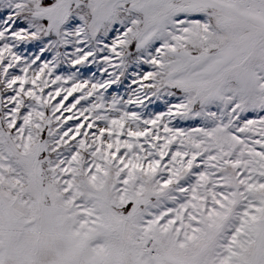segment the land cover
<instances>
[{"label": "rangeland", "instance_id": "obj_1", "mask_svg": "<svg viewBox=\"0 0 264 264\" xmlns=\"http://www.w3.org/2000/svg\"><path fill=\"white\" fill-rule=\"evenodd\" d=\"M0 264H264V0H0Z\"/></svg>", "mask_w": 264, "mask_h": 264}]
</instances>
